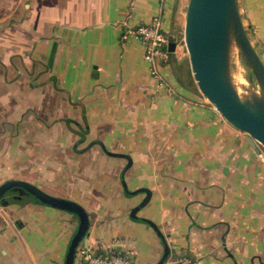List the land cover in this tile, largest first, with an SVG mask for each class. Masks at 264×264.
I'll use <instances>...</instances> for the list:
<instances>
[{"label":"crops","instance_id":"crops-1","mask_svg":"<svg viewBox=\"0 0 264 264\" xmlns=\"http://www.w3.org/2000/svg\"><path fill=\"white\" fill-rule=\"evenodd\" d=\"M242 2L245 22L264 43V0ZM174 3L0 0V183L26 180L78 202L89 216L86 245L133 264H158L165 249L149 224L130 217L133 209L162 233L161 264L182 256L192 264H264V146L194 86L176 84L171 64L161 69L167 88L157 85L142 44L121 37L154 18L174 33ZM175 66L184 67L177 57ZM57 129L63 136H54ZM37 134L74 142L78 158L95 157L70 191L47 189L61 176L48 165L46 182L35 179ZM97 139L103 147L85 149ZM124 155L132 160L125 186ZM113 173L120 185L109 187L102 180ZM125 188H147L150 198L140 206L145 193ZM76 226L74 215L29 198L0 205V264H64Z\"/></svg>","mask_w":264,"mask_h":264},{"label":"water","instance_id":"water-1","mask_svg":"<svg viewBox=\"0 0 264 264\" xmlns=\"http://www.w3.org/2000/svg\"><path fill=\"white\" fill-rule=\"evenodd\" d=\"M175 33L168 35L170 64L176 73L177 43ZM180 44L184 46L189 62L190 75L195 83V92L207 100L222 118L264 146V63L253 46L239 10L238 0H187ZM103 147L100 140L88 144ZM122 168L120 177L123 186L124 172L131 166L130 156ZM126 193H145L140 206L150 198V190L139 188ZM66 211L77 218V226L69 240L64 264H74L78 246L86 245L89 228L87 211L78 202L43 191L33 183L21 179H7L0 183V205L21 199ZM133 209L130 217L149 224L164 243V254L158 264L165 261L168 250L162 233L154 222L136 217Z\"/></svg>","mask_w":264,"mask_h":264},{"label":"rangeland","instance_id":"rangeland-1","mask_svg":"<svg viewBox=\"0 0 264 264\" xmlns=\"http://www.w3.org/2000/svg\"><path fill=\"white\" fill-rule=\"evenodd\" d=\"M243 0H238V4L239 5H243ZM186 2L187 0H177V5L175 8V25L173 30L175 31L174 36H175V41L177 43V45L179 46L178 50L175 49L176 51H174L175 56L178 58L179 62H183V68L181 67V75L183 76V80L184 82L188 83L189 82V78L191 79V77L189 76V78H187L186 76V69H189V62L187 59V54L185 51V48L183 45L180 44L181 42V32H182V28H183V24H184V15H185V6H186ZM239 10H240V6H239ZM241 17H242V21L244 24V27L246 29V32L253 44V46L255 47V49L258 52V55L260 56V58L262 59L263 63H264V43H258L256 41V35L254 33V30L249 26L248 22H245V14L243 12L240 11ZM169 66V65H168ZM185 71V72H184ZM151 76V75H150ZM152 77V76H151ZM154 78V77H152ZM174 78L176 79V84L180 85V82L177 80V76L176 74H174ZM157 81V85L161 86L164 85L166 87V83L164 82V79L160 81V79L158 80L157 78H154ZM192 87L194 86L195 88V83H191ZM167 88V87H166ZM189 96H192V94H188ZM207 102V100H205ZM43 128V127H41ZM66 129V128H65ZM63 130H56V134H54V136H63ZM100 135H102V133H99ZM37 138L33 143L36 145V157H35V162L37 163L36 165H34V167H36L37 169H35V176L38 180V182L42 185L43 181L46 182V180L44 179V174L43 173V169L42 166H49L50 169L55 170L56 172H60V177L55 178L53 181L49 182L50 185L53 186V188H47V189H52L51 192L56 194L58 192H60V189L66 188L67 186V190L70 191L72 186H73V179L74 176L76 175V172L80 169L85 170V167L94 164V162L96 161L95 157H88V156H84V157H76L75 155V147L73 146L72 141H63V140H59L57 141L53 139L50 141H43L42 139L39 138V135L37 134ZM48 143L53 144L54 145H48ZM86 143H88L87 141H85L84 143H82L81 145H78V148H82L86 145ZM85 144V145H83ZM51 150H54L56 152L55 156L49 157L47 153L50 152ZM47 154V155H46ZM55 162H57L55 164ZM31 166H33L31 164ZM116 168V167H115ZM32 169V167H31ZM85 175L84 172L81 174V176L79 175V179L82 178V176ZM26 176V174H25ZM107 177L104 178V180H102L103 182H107V185L110 187L112 186H119V180H116V183L112 182V178H114V173H113V177L106 175ZM86 179V178H83ZM48 181H50V179H48ZM47 181V182H48ZM78 181V180H77ZM43 190V189H42ZM44 191V190H43ZM75 261L77 262V259H75Z\"/></svg>","mask_w":264,"mask_h":264},{"label":"built area","instance_id":"built-area-1","mask_svg":"<svg viewBox=\"0 0 264 264\" xmlns=\"http://www.w3.org/2000/svg\"><path fill=\"white\" fill-rule=\"evenodd\" d=\"M123 40L134 38L143 46V59L149 65L152 77L163 80L161 69L168 67L170 52L168 34L162 29L159 18L147 24L127 27L121 34ZM77 259V262L75 261ZM74 264H133L132 260L118 251H95L87 245H79L75 254ZM178 264H192L188 257L182 256Z\"/></svg>","mask_w":264,"mask_h":264},{"label":"trees","instance_id":"trees-1","mask_svg":"<svg viewBox=\"0 0 264 264\" xmlns=\"http://www.w3.org/2000/svg\"><path fill=\"white\" fill-rule=\"evenodd\" d=\"M176 5H177V0H175V3H174V9L176 8ZM167 48H168V46H167ZM168 64L170 65V59H169V62H168ZM175 69H176V76H177V80L181 83V84H183V85H189V86H192V84L191 83H193V80H192V77H191V75H190V70H188V72L187 73H185L186 74V76H187V78H189V76L191 77V79L189 78L188 80H189V82L188 83H186V82H184V80H183V76L181 75V66H175ZM181 72V73H180ZM128 194H130V193H128Z\"/></svg>","mask_w":264,"mask_h":264}]
</instances>
